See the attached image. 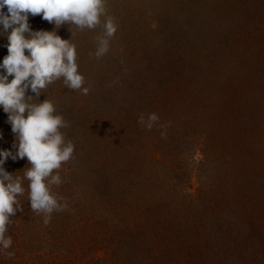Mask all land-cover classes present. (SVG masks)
Wrapping results in <instances>:
<instances>
[{"label": "rangeland", "instance_id": "rangeland-1", "mask_svg": "<svg viewBox=\"0 0 264 264\" xmlns=\"http://www.w3.org/2000/svg\"><path fill=\"white\" fill-rule=\"evenodd\" d=\"M105 13L117 31L100 58L106 17L56 29L29 16L76 45L90 91L63 78L41 90L75 145L53 173L68 207L45 223L27 157H9L25 192L0 264H264V0H105ZM152 112L148 129L139 116ZM7 117L0 108V148L15 152Z\"/></svg>", "mask_w": 264, "mask_h": 264}, {"label": "clouds", "instance_id": "clouds-1", "mask_svg": "<svg viewBox=\"0 0 264 264\" xmlns=\"http://www.w3.org/2000/svg\"><path fill=\"white\" fill-rule=\"evenodd\" d=\"M38 14L54 23L56 29L65 22L80 29H94L101 25L102 16L106 17L103 34L97 38L94 53L97 58L107 53L109 38L117 31L113 18L106 16L105 0H0V36L6 35L8 41L5 45L8 52L0 61V108L8 113L7 122L15 135L13 147L16 148L15 152L0 148V251L12 245L11 236L6 235L7 226L11 216L22 211L17 197L25 192L22 179L4 167L9 157L13 160L27 157L30 166L26 167L24 177L29 181L30 206L44 214L45 223L54 211L68 207L67 201L52 191V185L62 183L59 173H53L71 158L75 145L65 140L61 129L68 124L56 112L54 103L48 98L39 100L41 90L63 78L70 89L85 95L90 91L83 86L85 78L78 71L76 45L62 38L55 29H32L29 16ZM29 90L34 95L27 94ZM33 97L40 102L32 103ZM159 119L155 112L141 114L139 123L151 129ZM7 255L13 256L14 252Z\"/></svg>", "mask_w": 264, "mask_h": 264}]
</instances>
